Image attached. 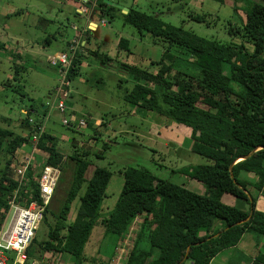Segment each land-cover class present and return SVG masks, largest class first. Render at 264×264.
I'll return each mask as SVG.
<instances>
[{
  "label": "trees",
  "instance_id": "16d2710c",
  "mask_svg": "<svg viewBox=\"0 0 264 264\" xmlns=\"http://www.w3.org/2000/svg\"><path fill=\"white\" fill-rule=\"evenodd\" d=\"M214 1L225 4V0ZM81 4L90 8L91 0ZM96 7L100 18L109 17L110 21L115 20V12L119 11L124 24L133 26L141 40L149 35L150 43L162 50L158 61L144 60L146 67L122 64L116 68L135 84L132 90L125 91L124 101L137 109L153 112L168 123L191 129L193 153L209 163L190 166L179 173L202 184L205 193L160 179L148 170L126 167L120 172L123 188L116 204L103 215L101 207L113 172L106 167H93L88 153L65 157L58 149V138L44 129L39 135L34 159L39 161L43 159L39 154L46 155L42 167H54L60 175L41 222L47 227V239L38 242L34 238L26 250L24 264H42L46 254L52 251L67 256L71 264H87L85 250L97 226L105 233L98 254L112 259L119 241L126 238L140 217L142 225L125 264H211L221 252L236 247L245 234H263L252 225L257 215V200L250 195L249 188L264 197V0H233V8L244 14V22L236 27L229 24V35L236 42L226 44L200 37L136 9L124 14L105 0H98ZM193 20L205 21L200 15L193 16ZM240 36L241 40H237ZM82 41L85 45L79 43L80 48L73 53L68 67L60 62L51 65L59 74L66 72L68 81L81 78L83 64L87 65V59L92 57L102 68L114 69L113 58L100 47L93 48L95 39L84 33ZM3 48L4 44L0 43V49ZM118 48L129 56L132 54L127 39L123 38ZM199 103L206 109L198 106ZM47 112L42 109L40 117L24 119L22 127L27 131L26 137L0 127V166L2 159L6 161L0 169V228L14 191L19 188L9 181L16 153L39 133ZM68 127L73 130L75 125L71 122ZM65 160L72 163V181L55 213L52 203L62 180ZM91 168L93 174L87 178ZM34 172L31 166L26 185L19 188L17 202L22 203L21 192L28 189L26 203L42 204L39 176ZM223 195L234 197L237 205L223 203ZM75 201L79 205L70 222ZM243 220L247 221L235 225ZM111 236L118 238V242L114 252L109 253L104 245ZM252 264H264V253Z\"/></svg>",
  "mask_w": 264,
  "mask_h": 264
},
{
  "label": "rangeland",
  "instance_id": "374dc122",
  "mask_svg": "<svg viewBox=\"0 0 264 264\" xmlns=\"http://www.w3.org/2000/svg\"><path fill=\"white\" fill-rule=\"evenodd\" d=\"M108 1L114 4L120 3L123 9H136L154 15L168 24L183 27L200 37L224 44L236 42V39L229 35V24L236 27L244 22V14L233 8V0H225L226 5L214 0ZM197 15L204 17L205 21L193 20V16ZM107 20L109 22L107 29L122 33L124 39L130 38L135 47L129 56L126 52H121L118 46L104 44L101 41L94 42L93 48L100 47L103 52L113 58L114 69L102 68L93 57L87 59V65L82 68L81 78L73 80L72 94L64 100L67 108L74 109L78 119L86 117L85 126L82 128L75 126L72 130L63 124L64 118L70 119L69 111L66 114L58 111V103L65 91L57 92L61 88L63 80L61 76L65 77L66 72L61 73L60 76L58 71L47 63L46 58L40 62L38 59L40 56H33L28 51H24L21 44L18 45V41L22 39L25 45L36 44L34 50L46 48V56L65 50L67 44L74 40L73 26L80 27L82 24L77 20L73 4L68 0H0V43L4 44V48L0 49V127L26 137L27 131L22 127L24 119L34 120L40 117L42 109L47 110L43 120L44 125L49 133L58 138V149L65 154V157L88 153L87 158L92 162L93 167H106L113 172V178L106 192L108 197L102 205L103 215L112 210L116 204L123 188V177L120 172L126 167L148 170L160 179L183 185L187 182V176L173 174V169L209 163L206 158L193 153L190 138L183 140L188 133H177V127L173 126L170 130L179 134L178 137L172 132H166L168 135L159 137L150 126L156 123L157 119L165 120V118L144 109H137L136 106L124 101L125 91L132 90L135 84L131 77L118 70L117 72L116 68H120L122 64L146 67L148 64L144 60H151L146 57V53L155 54L157 58L158 55L161 57L162 50L150 43L149 35L141 40L133 26L124 24L121 14H118L115 20L110 21L109 17ZM237 40H241V36ZM78 45H76L77 50L80 48ZM144 49L146 53L143 52ZM16 51L20 52L18 56L15 54ZM198 106L205 108L201 103ZM27 111L30 112L29 117ZM44 125L39 129V134L44 131ZM181 140L183 145L176 144ZM34 143L31 141L17 152L31 154L35 147ZM39 155L43 159L36 160L33 164L35 176L41 175L44 168L43 161L47 159L46 155L42 153ZM15 158L9 181H13L19 187L15 167L20 159L18 156ZM5 162V159H2L0 169L4 167ZM64 169L57 196L52 203V210L55 213L61 207L72 181V163L65 160ZM92 174L91 168L87 172V178H90ZM188 188L193 190L190 186ZM201 192L205 193V188ZM21 193L23 195L20 194V200L25 202L29 198V190H23ZM83 193L84 191L81 195ZM78 205L77 201L72 205L70 222L75 218ZM49 217L52 221V217ZM142 221L140 217L133 223L126 238L119 241L112 259L109 255L104 258L99 256L98 249L105 233L100 226L95 227L85 250L87 264H125ZM35 238L38 242L45 241L47 227L41 224ZM251 239L245 236L242 244L239 245L241 247L238 248L239 251L247 254L245 251ZM117 242L118 238L115 236L108 237L105 240V250L109 253L114 252ZM243 246L246 250L242 249ZM232 253H234L233 250L221 252L211 264H240L238 262H241L243 254L236 251L232 257ZM69 261L67 256H59L52 251L47 253L42 264L55 262L69 264Z\"/></svg>",
  "mask_w": 264,
  "mask_h": 264
},
{
  "label": "crops",
  "instance_id": "0c3cea01",
  "mask_svg": "<svg viewBox=\"0 0 264 264\" xmlns=\"http://www.w3.org/2000/svg\"><path fill=\"white\" fill-rule=\"evenodd\" d=\"M97 1L98 0H91V7L90 8H86L84 5H82L81 3H84V1H82V0H72V1L69 0L68 1L69 3L73 4V7L75 8V11L77 14V20H79V22L82 24L80 27L79 26L78 27L73 26L74 30H75L74 40L69 44V48L66 47V49L64 51H61V52L56 51V52H54L52 54H48L46 56V48H43V49L38 48L37 50H34V47H36V44L31 45V43H29L28 45H25L24 41L22 39H20V41H18V45L21 44L20 46L24 49V51H28V53H30L33 56H35V55L40 56V57L37 56L38 59L40 60V62L46 58L47 63L50 66L53 65L51 62H49L50 58L56 57L57 55H60V54L67 55V57H68L67 63L69 62V60H72L73 55L71 52V47L75 42H78V41H79L80 45H82V46L85 45V42L82 41V36L84 33H88L89 37H92L96 41H101V43L103 42L104 44H108V45L111 44L113 46H119L120 41L123 39V34L117 32V31H114L112 29H107L106 26L109 23L107 20V17L101 19L99 16L98 10H95L97 8L96 7ZM118 4L121 5L120 3H118ZM117 12H119V11H117ZM117 12H115L116 15L119 14V13L117 14ZM127 40L129 41V45H130L131 50H133L135 47V44L133 42H131L130 38H128ZM94 45H95V43H93V46ZM143 52L146 53L145 49L143 50ZM154 52L157 53V51H155V50H154ZM15 54L18 56L20 54V52L16 51ZM146 55H147L146 57H148L149 59H151L153 61H158L161 58L160 55H158L157 58H155V54L151 55V54L146 53ZM48 58H49V60H48ZM67 63H65V64L68 67ZM85 65L86 64H83L84 67H85ZM53 66H55V65H53ZM53 66H51V67H53ZM61 75L62 74H60V76ZM61 77L63 78V80L61 83V88L58 90L57 93L65 91V92H68V95H71L72 94L71 93L72 92L71 87H72L73 81H68V80H66L65 77H63V76H61ZM68 111H69L70 115L75 116V114H74L75 111L73 108H71V107L68 108ZM24 112L26 113V111H24ZM82 115L85 116L84 114H82ZM82 118H86V117H82ZM92 119H95V118H92ZM173 126L177 127V130H176L177 133H179V132L188 133V136L184 137L183 140L184 139L188 140V138H190V136H191V130L190 129H188L187 127H184L182 125H176V124L168 123L166 121V119L165 120L157 119L156 123H153L150 127L154 130V132H156V135L160 137L161 135H168V133H166V132L175 133L174 131L170 130V128H172ZM44 129L47 130L45 125H44ZM177 133H175V134L178 137L179 134H177ZM183 140H181L180 143L176 142V144L183 145L182 144ZM176 147H178V146H176ZM187 167H190V166H185L184 168H187ZM184 168L173 169V174L182 175L181 173H179V170L184 169ZM184 176H186V175H184ZM186 179H187V182L183 185H185L187 187L190 186V187H192L193 191H196L198 193L203 194V192H201L204 188V186L202 184L198 183L195 180L189 179V177H186ZM249 191H250V195L255 197L257 200L256 207H255V211H256L257 215H256V218H255L254 223L252 225L254 228H256L258 231L262 232L263 234L247 233L243 236L242 239H244L245 236H249L250 239L252 237L251 241L247 244L248 249L246 250L244 246L242 247L243 250H246L245 252L247 254H244L241 251H239V249L241 248L239 245L242 244V240L240 241V243L236 247L231 249L234 252V253H232V257H234V255L236 254V251L243 254L241 262H238L240 264H252L254 262L255 258L260 253H264V197L261 196V194L253 188H249ZM221 201L223 203L229 205V206L237 205V201L235 200V198L230 196V195L221 196ZM46 256H47V254H46ZM33 264H40V263L34 262ZM69 264H71V263H69Z\"/></svg>",
  "mask_w": 264,
  "mask_h": 264
},
{
  "label": "built area",
  "instance_id": "2783aa9c",
  "mask_svg": "<svg viewBox=\"0 0 264 264\" xmlns=\"http://www.w3.org/2000/svg\"><path fill=\"white\" fill-rule=\"evenodd\" d=\"M86 12V11H85ZM78 42L71 48L72 55L77 50ZM67 55L60 54L52 58L50 62L53 65L57 63H67ZM71 60L67 63L70 65ZM63 98H60L58 103V111L61 114L67 113V107L64 100L68 97V92L63 93ZM71 122L76 128H82L87 124L86 118L78 119L74 115H70V119L64 118L63 124L70 126ZM39 133L32 137V141L35 142L33 151L31 154H22L23 152H17L16 156L20 159L18 165L15 167V175L18 179L19 187L26 185L27 183V171L33 166L34 152L39 140ZM60 172L58 169L45 166L39 176L38 184L40 189V199L42 204L37 201H31L29 203L19 201V190L14 192L13 198L9 203V210L2 227L0 228V264H24L26 261V250L32 243L36 236V231L41 226L43 220V213L45 207L50 203L54 194L55 186L58 181Z\"/></svg>",
  "mask_w": 264,
  "mask_h": 264
},
{
  "label": "water",
  "instance_id": "95a60500",
  "mask_svg": "<svg viewBox=\"0 0 264 264\" xmlns=\"http://www.w3.org/2000/svg\"><path fill=\"white\" fill-rule=\"evenodd\" d=\"M82 1L86 2L87 0H82ZM105 2H106L108 5H111V6H113V7H116V8H118V9L122 10L124 14H126V13L128 12V9H123V7L120 6V5H118V4H114L113 2L108 1V0H105ZM231 172H232V169H231ZM231 176L233 177V175H231ZM252 214H253V211H251L250 217L252 216ZM246 221H247V220H243V221H241V222L236 223L235 225H240V224H242V223H244V222H246ZM235 225H234V226H235ZM228 229H229V228H227L226 230H228ZM219 235H220V233L217 234L216 236H219ZM189 252H190V247L188 248L186 258L188 257ZM186 258H185V259H186Z\"/></svg>",
  "mask_w": 264,
  "mask_h": 264
}]
</instances>
